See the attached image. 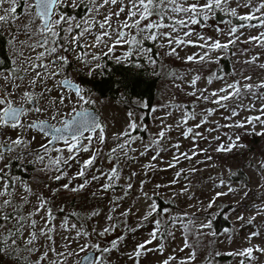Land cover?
Listing matches in <instances>:
<instances>
[{
  "label": "snow or ice",
  "instance_id": "6c2138e0",
  "mask_svg": "<svg viewBox=\"0 0 264 264\" xmlns=\"http://www.w3.org/2000/svg\"><path fill=\"white\" fill-rule=\"evenodd\" d=\"M233 3L235 6H232ZM69 9L71 11H67ZM241 9L245 11H240ZM78 10H81L82 14ZM217 13L228 17L223 21L227 30L216 28L218 33L226 31L227 42L222 43L199 33H195L199 42L189 39L194 34L192 26L206 27L208 21ZM22 16L28 18L27 22L21 21ZM18 21L21 22L18 24ZM248 29L259 31L256 35L246 34L245 30ZM5 30L9 37L6 43L11 52V59L9 67L0 70V264H108L106 254L118 250L124 237L121 235L112 240L107 247H102L99 242L93 243L90 237L103 238L114 231L117 224L112 223L100 231L95 228L88 231L84 223L85 218L75 212L60 218L57 224L58 217L50 206L51 200L42 194L36 195L31 186L13 172L14 162L24 171H27L26 165H33L41 172H53L55 175L49 178L54 181H62L67 177V183L52 190L53 196L61 188L76 193L101 180L104 181L100 184L101 191H114L121 179V161H135L136 157L131 153L139 151V156H144L153 148L159 149L151 158L153 161L157 160L160 151L165 150L159 147L161 142L171 140L167 133L172 129V125H162L155 137L149 143L143 144L142 150H138L133 145L143 138L133 133L146 129L137 123L134 113L129 112L126 130L111 138L115 143L104 153L103 146L109 139L106 135V125L96 113L85 107L95 103L86 94V89L65 74L72 64L66 53L73 54L76 61L88 68L89 76L100 67L99 63L92 65L91 61L98 62L102 57L111 58L117 48L127 49L122 57H115L118 63H132L134 57H140L155 67L157 60L152 56V49L145 47V42L148 41H166V44H159L160 47L169 49L166 55L183 59L185 63L219 64L223 57H213L212 53L227 52L238 44H249L264 49V0H0V36L5 34ZM21 35L25 39L21 40ZM181 46L198 47L202 51L181 58L177 51ZM21 47L26 48L29 54L25 55L20 50ZM88 49L100 51L89 52ZM247 51L248 49H240L241 55ZM231 54L236 56L235 51ZM260 61L259 53L244 59L240 63L249 67L241 69L240 78L231 82L225 81L223 87L209 95H205L207 88H197L200 75L193 76L187 82L192 88V91L187 93L189 96L195 97L197 101L210 102L217 107L205 109L199 122L186 127L189 120L197 119V114L194 108L187 110L186 106L175 105L182 111V117L177 121L176 127L183 128L181 135L185 139L191 137L193 148L189 154L179 151V143L171 145L176 151L173 153L172 162L168 164L169 169L177 167L181 159L193 161L195 157L209 151L208 148H199L196 143L198 138L209 140L208 136L195 131L205 124H216V127L206 129L209 133L219 132L220 128L224 127L243 129L244 134L249 136H264V79L257 82L253 75L245 74L251 73L255 68L264 70V62ZM4 63L5 59H0V66ZM135 67L140 68L142 65L136 63ZM231 75H236V72L233 71ZM175 78L184 80L183 76ZM213 80H224V76L213 73L207 77L208 84H212ZM176 87L180 88L181 85L177 84ZM54 90H59L58 96L51 95ZM257 101L260 102L259 106ZM219 110L228 113L223 118L232 123L220 125L217 121H209V117H213ZM241 112L255 114L235 120ZM258 126L260 131L256 130ZM9 130L16 133L14 138L9 134ZM211 139L218 141L220 136ZM227 139L228 143H219L214 151L231 153L234 149L247 147L241 142L240 134L234 137L228 135ZM81 153H88V158L83 159ZM102 155L112 165L107 170L96 166ZM206 159L211 160V155H207ZM74 164L79 166L78 170L69 176L68 170ZM144 167L147 169L155 166L149 164ZM260 168L264 169V162H261ZM189 171L195 173L198 169L193 166ZM183 174L184 169L178 170L171 184H175ZM135 175L133 172L126 179L131 181ZM184 179H187V176H184ZM74 180L83 182L70 187ZM144 183L141 181L140 191L144 199L149 201L148 211L137 228L142 227L143 221L149 220L150 217H163L170 211L167 208L162 209L153 196L143 190ZM224 185L225 181L221 180L217 187ZM132 187V183H127L123 187V195L126 196ZM155 187L159 189L168 185L157 184ZM187 191L188 186L184 185L178 194L183 195ZM234 191L235 189L229 186L227 191L217 192L205 211L213 207L217 198ZM34 195L35 202L30 199ZM92 195L95 196L96 193ZM244 196L247 197L248 192H244ZM121 199L123 196L113 197L111 202L114 207L109 210L110 213L116 212ZM59 211L63 213L65 210L61 207ZM131 211H123L120 216L127 217ZM99 215V211H93L87 219ZM70 217H76L80 223L70 220ZM258 217H264V204L255 206L254 214L247 219L243 215L236 217L237 220L255 228L245 237L248 241L247 247L225 253L235 258L237 264H255L259 256H264V247L251 243L256 238L264 237V232L257 224ZM107 220L113 221L114 217L109 214ZM169 220L172 227L179 224L184 230L183 247L180 251L190 250L186 258L179 260L178 264H193L197 259V251L190 242V236L195 237L197 244L205 235L213 238L218 236L215 231H204L212 229V219H207L194 228L189 227L193 221L187 212L169 216ZM152 222L154 230L149 233L150 238L138 244L128 256L135 264H139V259L146 250L159 251L163 255V221L154 218ZM137 228H130L129 231L134 232ZM227 231L225 229V232ZM172 234L171 230L167 232V235ZM228 239L231 240V236ZM157 240L161 242L156 249L147 248V245ZM213 242L209 240L208 243L211 245ZM82 253L84 255H81ZM220 255L218 251L208 252L205 258L208 264H212ZM176 261L177 257L170 255L163 259L161 264H173Z\"/></svg>",
  "mask_w": 264,
  "mask_h": 264
},
{
  "label": "rangeland",
  "instance_id": "374dc122",
  "mask_svg": "<svg viewBox=\"0 0 264 264\" xmlns=\"http://www.w3.org/2000/svg\"><path fill=\"white\" fill-rule=\"evenodd\" d=\"M232 6H235L233 3ZM240 11H245L241 9ZM27 17L22 16L21 21L27 22ZM228 17L224 16L223 13H217L215 17L208 21L206 27L192 26L194 29V34L189 37L193 41H198L197 35L199 33L205 37H211L213 40H220L222 43L227 42V35L225 33H218L216 28H225L227 30V25L223 23ZM21 21H18L19 24ZM238 24L239 21H233ZM246 34L256 35L259 30L248 29L245 30ZM5 36L7 38V31L5 30ZM20 39H25L24 36H20ZM243 39V38H242ZM160 43H165L166 41H160L157 43L145 42V47L152 49V56L156 53L157 64L153 67L151 64L149 66L154 69V75H159V97L156 104L152 109L156 111H151L149 116V121L145 122V113L142 102H135L132 105L133 109L126 108L122 103H119L112 99H103L98 94L94 92L87 91L86 94L95 103L93 106L101 114L102 121L106 125V135L108 140L103 146V152L107 153L110 148L114 145L115 141L111 138L120 132L126 130L129 116L128 113H134V118L138 124H141L146 130L147 137L142 136L143 131H137L134 135H139L142 137V141H136L133 145L134 148L142 150L143 144L149 143L155 134L161 130L162 125H172V129L167 133V136L171 137V140H165L161 142L160 148L165 150L160 151V156L157 160L153 161L151 158L155 155L158 148H153L149 150L146 155L139 156V151L131 153L132 156L136 157L135 161H121L120 167L122 168L121 179L117 182L114 191L110 190L108 192H103L100 190V184L104 181L101 180L99 183L93 182L86 189L80 192H69L64 189H60L55 196L52 195V190L59 188L63 183H67V177L62 181H54L49 177L55 175L53 172H41L38 170L37 166L33 167V170H29L28 165L26 172L28 175L22 177L24 181L31 186L33 192L36 195H43L46 199L51 200V207L56 213L58 219L56 221L59 224L60 218L68 215L72 212L77 213L80 217L85 218L84 223L88 231L93 228L97 231L102 230L104 227L109 226L112 223L117 224V227L110 234H107L103 238H92V242L101 243L102 247L110 246L112 240L117 239L119 236H123L124 240L119 244L118 250L106 254L108 264H135V261L129 259L130 253H133L136 246L145 240L149 239V233L154 230L153 219H162V232L164 233L162 242L164 244L163 255L159 251H145V253L140 257L139 264H161V261L170 255L177 257V261L173 264H178V261L185 259L189 249H185L183 252L180 249L183 247L184 241V230L177 224L172 227L169 216L176 214H183L187 212L189 217L192 219L193 224L189 225L190 228H194L201 222H205L207 219H214L221 212H224V217L231 223V227L227 228V232L223 230L218 234L216 238L210 236H203L200 242L197 244L195 237L190 236V242L196 248L197 259L193 264H208V260L205 258L208 252H220L221 255L225 253L240 249L242 247L248 246V241L245 239L248 233L255 230L250 225H246L244 221H239L236 219L238 215H243L245 219L249 218L254 214L255 206L264 204V173L260 168L261 162H264V136L246 135L243 129L235 128H224L221 127L219 132H207L206 129L209 127H216L215 123H208L203 125L195 131L203 133V135L208 136L209 140L197 139L196 143L199 148H208L209 151L206 154L199 155L194 158L193 161H187L181 159L177 167L168 168V164L172 162L173 153L176 151L171 145L179 143L181 145L180 152H189L191 154V149L193 148V141L191 137L185 139L181 133L183 128H177L176 124L182 117V111L177 109L175 105L186 106L187 110H192L194 108L197 119L189 120L186 127L193 126L195 123L199 122L202 115H204V110L207 108H216V105L210 102H205L203 100L197 101L195 97L189 96L187 93L192 91V88L188 86V81L195 75H200L201 79L197 82V88L204 89L207 88L208 92L205 95H209L212 91L219 89L224 86L225 81L231 82L234 79L240 78L241 69H247L248 65H243L244 59L249 58L251 55L259 53L261 54V61L264 62V49L253 47L249 44H238L237 47L232 48L227 52L212 53L211 55L215 57L220 55L222 57L231 55L232 51L236 52V56H233V60L237 65L229 73H219L217 72V67L219 64H193L185 63L183 59H176L174 56H168L166 53L169 51L167 47H160ZM155 48V52H154ZM240 49H248L247 53L241 55ZM21 51L28 55V50L24 47L20 48ZM125 48H117L113 57L108 59L116 60V56H123L126 51ZM89 52H99V49H88ZM106 51V49H104ZM181 58L188 55L201 52L202 50L198 47L192 46H181L177 49ZM10 52V51H9ZM11 54V52H10ZM72 64L66 69L65 74L68 75L74 82H80L81 76H89L88 68H86L79 61L74 59L73 54L66 53ZM100 61H91L92 65L97 63L101 64ZM90 59V57H88ZM143 60V58H141ZM155 59V58H154ZM145 61V60H144ZM216 71V72H215ZM235 71L236 75H231ZM95 73V72H94ZM173 73L175 75H173ZM216 73L218 75L224 76V80H213L212 84L207 83V77ZM245 74H251L255 81L264 79V70L255 68L251 73L245 72ZM176 76H183L184 80L176 79ZM181 85L177 88L176 85ZM84 87L83 85H81ZM85 88V87H84ZM53 96L59 95V90H54L51 94ZM19 99V97H16ZM247 103V101H245ZM259 106V101L256 102ZM171 113V115H168ZM255 113L241 112V115L235 117V120H240L242 117L247 115H252ZM34 115V114H33ZM228 115V113L219 110L215 113L213 117H209V121H217L220 125L232 123V121L225 120L223 116ZM45 118V117H41ZM257 131H260L258 126ZM9 134L15 137L16 133L9 130ZM34 134V133H33ZM236 134L241 135V142L246 144L247 147L243 149H234L231 153H217L214 151L216 145L219 143H228L227 136ZM220 136V140H212L214 136ZM254 138L259 139L258 144H254ZM211 144V147H209ZM38 146V145H34ZM199 149H197L198 151ZM88 153H81L83 159L88 158ZM207 155H211L212 159L207 160ZM197 161H204L203 163H197ZM15 163V162H14ZM154 165L155 167L145 168V165ZM16 167H20L18 163H15ZM33 166V165H32ZM97 167L103 170L109 169L112 165L107 162V159L102 155L97 161ZM195 166L198 171L191 173L189 170ZM78 165H75L69 169V176L73 175L78 170ZM184 169V174L175 183L171 184V181L175 178V173ZM240 171V173H238ZM135 172L136 175L132 177L131 181H128L126 177L131 176ZM232 173H235L233 175ZM187 176V179H184ZM224 180L225 185L222 187H217L220 181ZM144 181L143 190L152 195L155 199L156 196H163L174 202V207H169L170 210L168 214L161 216L150 217L149 220L143 221V226L138 227L141 224L142 217L148 211L147 204L149 201L145 200L141 191L140 184ZM82 180H74L71 186L82 183ZM132 183L133 187L128 192L126 196L123 195V187L127 183ZM168 185V187H162L157 189L155 186ZM184 185L188 186V191L183 195L178 194ZM235 189L234 192L229 193L227 196H222L216 199V203L211 209L207 208L210 200L215 197V194L220 191H227L228 187ZM244 192H248V196H244ZM92 193H96L95 196ZM123 196V199L119 201V207H117L115 213H110V209L114 207L112 204L113 197ZM189 197H191L189 199ZM30 199L35 202L36 196L30 197ZM63 207L64 212L61 213L59 209ZM131 209L127 217L120 216V213ZM93 211H99V216L91 217ZM111 214L114 217L113 221H108L107 216ZM214 216V218H213ZM70 220L77 222L76 217H70ZM187 223V220H185ZM257 224L260 226L261 231L264 232V217L257 218ZM213 225V224H212ZM241 225H244L243 227ZM130 228H137L136 231H129ZM171 230L172 235H167V232ZM205 232L215 231L214 227L211 230L205 229ZM231 236V240L228 237ZM209 240L214 242L209 245ZM83 242V241H81ZM161 241H153L152 244L147 245L148 249H156ZM253 244H260L264 247V237L256 238L252 240ZM75 246V245H74ZM81 255H84L83 253ZM98 255V254H97ZM220 255V256H221ZM259 256V254H256ZM233 258V257H232ZM212 264H219L217 260H213ZM225 264H237L235 258L233 261L227 262ZM255 264H264V256H259L258 261Z\"/></svg>",
  "mask_w": 264,
  "mask_h": 264
},
{
  "label": "trees",
  "instance_id": "16d2710c",
  "mask_svg": "<svg viewBox=\"0 0 264 264\" xmlns=\"http://www.w3.org/2000/svg\"><path fill=\"white\" fill-rule=\"evenodd\" d=\"M67 11L71 10L69 9ZM78 11L82 14L81 10ZM7 39L5 34L0 36V59H5V63L0 66V70L9 67ZM153 58L156 59V53L153 55ZM136 63L141 64L142 67H135ZM236 65L237 63L235 64L233 56H224L220 60L216 71L226 74ZM80 82L87 90L98 94L101 98L115 100L122 103L128 109H133L132 105L135 102L144 103V105H147L144 108L145 113H147L145 122L149 121L148 115L151 113L159 97V75L155 76L154 69L140 57H134L132 63H128L127 61L118 63L116 60L104 57L100 67L95 69V73L92 76H81ZM142 136L147 137L145 131L142 132ZM258 142L259 139L254 138L253 143L258 144ZM13 169L15 174L23 175L20 174L21 170H17L15 163ZM262 172L264 173V169H262ZM155 200L162 209L174 207V202H171L161 195L156 196ZM212 224L215 232L218 234L231 227V223L224 217V212H221L219 216L214 218ZM215 260L219 264H225L233 261V258L227 255H221L216 257Z\"/></svg>",
  "mask_w": 264,
  "mask_h": 264
},
{
  "label": "flooded vegetation",
  "instance_id": "af4514ba",
  "mask_svg": "<svg viewBox=\"0 0 264 264\" xmlns=\"http://www.w3.org/2000/svg\"><path fill=\"white\" fill-rule=\"evenodd\" d=\"M10 59H11V54H10V52H9V46H8V61H9V63H10ZM76 83H78V82H76ZM79 84H81V83H79ZM82 85V84H81ZM86 89V88H85ZM87 91H89V90H87ZM91 91H89V93H90ZM87 93V92H86ZM85 107H89V108H94V109H96L93 105H91V106H88V105H86ZM28 167H29V170H33V167L34 166H32V165H28ZM17 168V170H21V173L20 174H23V175H18V174H16V175H18V176H21V177H26L28 174L26 173V172H24L23 170H22V168L21 167H16ZM15 169V168H14ZM13 169V170H14ZM14 172V171H13Z\"/></svg>",
  "mask_w": 264,
  "mask_h": 264
},
{
  "label": "water",
  "instance_id": "95a60500",
  "mask_svg": "<svg viewBox=\"0 0 264 264\" xmlns=\"http://www.w3.org/2000/svg\"><path fill=\"white\" fill-rule=\"evenodd\" d=\"M91 111H93L94 113H96L99 117V119L101 120V114L99 112H97L94 108H90ZM102 122V120H101Z\"/></svg>",
  "mask_w": 264,
  "mask_h": 264
}]
</instances>
